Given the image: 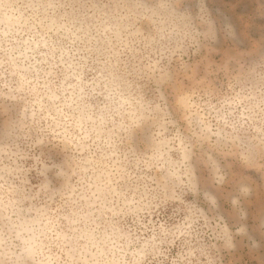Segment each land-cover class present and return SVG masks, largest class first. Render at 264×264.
Instances as JSON below:
<instances>
[{
	"label": "clouds",
	"instance_id": "1",
	"mask_svg": "<svg viewBox=\"0 0 264 264\" xmlns=\"http://www.w3.org/2000/svg\"><path fill=\"white\" fill-rule=\"evenodd\" d=\"M0 264H264V0H0Z\"/></svg>",
	"mask_w": 264,
	"mask_h": 264
}]
</instances>
